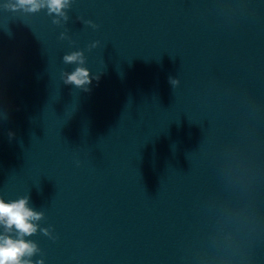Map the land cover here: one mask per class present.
Instances as JSON below:
<instances>
[{
    "label": "water",
    "instance_id": "95a60500",
    "mask_svg": "<svg viewBox=\"0 0 264 264\" xmlns=\"http://www.w3.org/2000/svg\"><path fill=\"white\" fill-rule=\"evenodd\" d=\"M0 264H264V0H0Z\"/></svg>",
    "mask_w": 264,
    "mask_h": 264
}]
</instances>
